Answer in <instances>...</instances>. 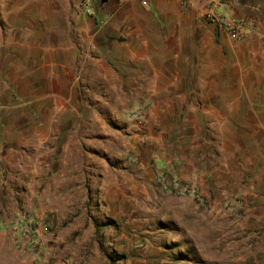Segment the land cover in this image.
<instances>
[{"label":"rangeland","instance_id":"obj_1","mask_svg":"<svg viewBox=\"0 0 264 264\" xmlns=\"http://www.w3.org/2000/svg\"><path fill=\"white\" fill-rule=\"evenodd\" d=\"M64 33L40 22L39 62L22 55L24 75L37 69L20 77L7 56L0 77V264H264L261 171L208 177L194 116L174 120L180 95L103 62L47 61Z\"/></svg>","mask_w":264,"mask_h":264},{"label":"crops","instance_id":"obj_2","mask_svg":"<svg viewBox=\"0 0 264 264\" xmlns=\"http://www.w3.org/2000/svg\"><path fill=\"white\" fill-rule=\"evenodd\" d=\"M240 2L192 0L183 8L177 0H91L88 15L81 0H0V77L7 56L20 77L32 75L37 67L23 74V48L39 62L40 22H62L64 41L46 49L47 61L59 54L65 62H103L110 75L147 79L143 93L180 95L174 120L194 116L193 153L208 177L256 167L264 180V8ZM244 6L251 24L239 41L205 15L209 7L240 14Z\"/></svg>","mask_w":264,"mask_h":264},{"label":"built area","instance_id":"obj_3","mask_svg":"<svg viewBox=\"0 0 264 264\" xmlns=\"http://www.w3.org/2000/svg\"><path fill=\"white\" fill-rule=\"evenodd\" d=\"M179 5L183 8H188L191 5V0H177ZM142 5H146V0H140ZM81 9L85 14H93V9L91 6V0H81ZM206 18L209 22L216 23L229 37L232 41H239L244 34L243 29L250 26V21L247 19H224L222 15L216 13L212 7H209L205 12ZM174 189H182L174 183ZM189 191H192L189 190ZM31 247V245H30Z\"/></svg>","mask_w":264,"mask_h":264},{"label":"trees","instance_id":"obj_4","mask_svg":"<svg viewBox=\"0 0 264 264\" xmlns=\"http://www.w3.org/2000/svg\"><path fill=\"white\" fill-rule=\"evenodd\" d=\"M112 221L110 219L105 220L102 225H111ZM109 258L112 260L111 256Z\"/></svg>","mask_w":264,"mask_h":264}]
</instances>
